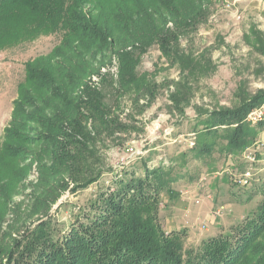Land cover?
I'll return each mask as SVG.
<instances>
[{
  "label": "trees",
  "instance_id": "obj_1",
  "mask_svg": "<svg viewBox=\"0 0 264 264\" xmlns=\"http://www.w3.org/2000/svg\"><path fill=\"white\" fill-rule=\"evenodd\" d=\"M210 1L0 0V50L39 36L60 35L48 53L27 62L19 97L32 100L27 107L46 114L42 124L53 131L51 139L66 147L60 151L61 159L51 164L50 173L43 174L37 188L41 194L32 206L14 205L10 201L13 188L8 179L0 178V228L5 225L4 231L0 229V264H230L264 232L262 200L255 216L245 218L231 232L184 249L183 230L166 233L161 228L156 191L169 188L177 177L165 178L171 173L160 168L144 169L143 178L133 170H124L121 180L114 176L110 187L60 238L52 236L50 221L43 219L57 191L67 187L66 181L74 183L75 190L100 178L102 171L90 162L94 136L123 129L100 86L108 87L110 95L128 96L134 103L143 99V104H149L157 85L149 73L139 74L136 67L152 45L171 63L181 65V72H192L198 62L188 60L179 49V38L204 21ZM257 35L255 32V50L264 53V38ZM112 61L115 79L108 72L101 73ZM175 101L181 102L179 97ZM262 102L264 92L238 108L213 112L210 117L215 124L240 122ZM24 114L16 103L12 117L22 119ZM255 133L238 124L225 136V151L241 150L246 138ZM8 138L4 131L0 162L10 157ZM261 189L264 194V187ZM5 216L10 217L7 223ZM251 250L255 251L254 245ZM256 261L264 264V254Z\"/></svg>",
  "mask_w": 264,
  "mask_h": 264
},
{
  "label": "rangeland",
  "instance_id": "obj_2",
  "mask_svg": "<svg viewBox=\"0 0 264 264\" xmlns=\"http://www.w3.org/2000/svg\"><path fill=\"white\" fill-rule=\"evenodd\" d=\"M208 5L204 21L179 38V49L188 60L198 62L196 69L181 72V65L171 63L152 45L136 67L139 74L149 73L157 85L149 104H143V99L134 103L128 96L110 95L108 87L100 86L123 129L94 136L90 162L102 171L98 180L75 190L68 180L67 187L57 191L56 200L43 216L50 221L54 238L62 237L89 211L114 176L124 179V170H133L143 178L146 171L160 168L166 174L170 171L165 178L177 177L169 188L156 191L157 207L164 232L183 230L184 249L229 233L245 218L255 216L264 200V125L248 122L246 115L264 102L245 113L240 122L215 124L210 116L238 108L264 92V53L255 50V32L264 38V0H211ZM59 40V34L44 35L0 50V143L3 132L8 131L6 148H10V157L0 162V178L8 179L13 188L10 201L14 205L36 203L43 174L50 173L51 164L59 161L60 151L66 149L51 139L53 131L42 124L46 114L27 107L32 100L19 97L27 62L48 53ZM111 64L101 73L108 72L115 79V62ZM92 81L96 79L92 77ZM20 92L23 95V89ZM178 97L181 102L176 103ZM16 103L25 113L22 119L12 117ZM238 124L256 133L246 138L241 150L226 152L225 136ZM168 214L179 230L164 228L161 217ZM9 220L5 216V222ZM1 228L4 231L5 225ZM261 233L230 264H258V255L264 254ZM253 245L255 253L251 252Z\"/></svg>",
  "mask_w": 264,
  "mask_h": 264
},
{
  "label": "built area",
  "instance_id": "obj_3",
  "mask_svg": "<svg viewBox=\"0 0 264 264\" xmlns=\"http://www.w3.org/2000/svg\"><path fill=\"white\" fill-rule=\"evenodd\" d=\"M247 121H254L255 125H264V103L257 107L254 111L253 109L249 111L246 115Z\"/></svg>",
  "mask_w": 264,
  "mask_h": 264
},
{
  "label": "crops",
  "instance_id": "obj_4",
  "mask_svg": "<svg viewBox=\"0 0 264 264\" xmlns=\"http://www.w3.org/2000/svg\"><path fill=\"white\" fill-rule=\"evenodd\" d=\"M170 215H163L161 218H162V222H163V226L164 228L169 231V230H179L180 229V226L178 225H174L172 224V219L169 217Z\"/></svg>",
  "mask_w": 264,
  "mask_h": 264
}]
</instances>
